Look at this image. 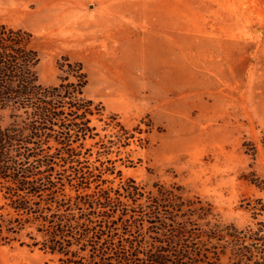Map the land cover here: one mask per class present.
<instances>
[{"label":"rangeland","instance_id":"rangeland-1","mask_svg":"<svg viewBox=\"0 0 264 264\" xmlns=\"http://www.w3.org/2000/svg\"><path fill=\"white\" fill-rule=\"evenodd\" d=\"M0 23L32 35L38 84L58 85L61 57L82 65L83 96L102 106L82 152L114 162L111 186L117 171L175 182L222 224L262 219L244 207L264 201L250 183L264 181V0H0ZM0 264L57 257L0 243Z\"/></svg>","mask_w":264,"mask_h":264},{"label":"trees","instance_id":"trees-1","mask_svg":"<svg viewBox=\"0 0 264 264\" xmlns=\"http://www.w3.org/2000/svg\"><path fill=\"white\" fill-rule=\"evenodd\" d=\"M31 39L0 23L2 245L37 248L57 264H264L262 199L244 207L262 219L239 229L175 182L148 189L117 171L111 186L103 176L114 175V162L94 166L90 149L82 152L102 111L83 96L82 65L61 57L58 85L38 84Z\"/></svg>","mask_w":264,"mask_h":264}]
</instances>
